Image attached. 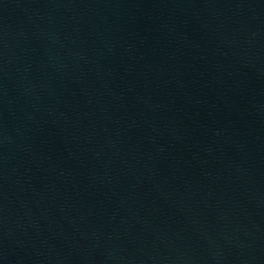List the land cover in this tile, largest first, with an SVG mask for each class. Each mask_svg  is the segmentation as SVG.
<instances>
[{"label": "water", "instance_id": "water-1", "mask_svg": "<svg viewBox=\"0 0 264 264\" xmlns=\"http://www.w3.org/2000/svg\"><path fill=\"white\" fill-rule=\"evenodd\" d=\"M0 264H264V0H0Z\"/></svg>", "mask_w": 264, "mask_h": 264}]
</instances>
